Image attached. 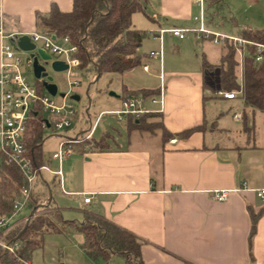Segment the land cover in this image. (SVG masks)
<instances>
[{
    "label": "crops",
    "instance_id": "crops-1",
    "mask_svg": "<svg viewBox=\"0 0 264 264\" xmlns=\"http://www.w3.org/2000/svg\"><path fill=\"white\" fill-rule=\"evenodd\" d=\"M52 3L63 11L73 6V0H0L6 33L39 30L36 13L49 12ZM204 8L206 26L221 35L243 39L244 29H264V0H205ZM145 9L149 26H136L132 17L136 28L148 31L139 48L146 55L144 64L122 74L121 94L111 95L122 106L127 91H157L135 96L144 99V108L161 114L164 129L142 132L128 128V115L117 117L119 126L101 115L116 109L100 111L95 120L76 117L79 127L75 123L68 134L86 141L63 160L62 177L43 173L34 188L42 199L35 214L59 213L57 223L66 229L45 235L30 260L103 264L85 253L83 234L63 223H80L93 213L133 232L142 242L144 264H264V212L249 242L251 210L264 206L259 195L264 190V112L246 106L236 91L233 98L218 95L224 45L196 34L192 39L157 35L161 28L196 27L201 6L195 0H147ZM161 49L162 54L151 55ZM161 89L163 104L152 102ZM189 128L195 129L181 134ZM102 137V149L89 143ZM46 163L59 167L50 157ZM244 182L245 189L234 190ZM224 188L233 190L228 200L213 198V190ZM34 209L28 204L20 216L31 218ZM110 264L126 260L114 255Z\"/></svg>",
    "mask_w": 264,
    "mask_h": 264
},
{
    "label": "trees",
    "instance_id": "trees-1",
    "mask_svg": "<svg viewBox=\"0 0 264 264\" xmlns=\"http://www.w3.org/2000/svg\"><path fill=\"white\" fill-rule=\"evenodd\" d=\"M146 1L73 0L70 11H63L56 3H52L49 12L36 13V24L42 32L71 36L79 45L75 54L79 59L78 67L87 68L93 65L98 76L104 71L124 74L144 64L146 58L139 48L148 36V31L136 28L132 20L136 12L147 14ZM241 37L244 42L229 39L223 46L218 63L221 70V90L238 92L246 106L264 112V49L258 51L257 47V43L264 44V29H244ZM239 54L240 60L237 58ZM259 54L261 58L257 59ZM238 65L241 66L240 78L236 71ZM206 67L212 68L213 65ZM39 85L42 86L40 81ZM156 93L155 90L140 89L127 91L122 97L139 94L149 96ZM127 125L129 129L150 133H154L156 129H164L161 114L150 111L138 116L128 115ZM194 129L189 128L181 134H190ZM43 130L42 118L39 115L34 119L30 140V154L37 165L46 162L43 153ZM167 136L169 134L165 131L164 137ZM89 143L101 149L106 145L104 137ZM24 180L16 165L0 157V216L9 214L21 198ZM34 188L31 190L28 204L31 209H38L42 199ZM263 212L264 206L258 212L251 210L250 245ZM60 219L59 213L41 212L12 228L8 233L0 234V241L17 245L16 250L11 252L0 244V264H23L22 260H30L33 252L43 246L45 235L65 231L66 227L57 223ZM63 223L74 226L83 234L82 248L89 257L100 259L103 264H110L111 258L119 255L125 258L126 264H144L142 242L139 238L103 216L87 213L83 222L63 220Z\"/></svg>",
    "mask_w": 264,
    "mask_h": 264
},
{
    "label": "built area",
    "instance_id": "built-area-1",
    "mask_svg": "<svg viewBox=\"0 0 264 264\" xmlns=\"http://www.w3.org/2000/svg\"><path fill=\"white\" fill-rule=\"evenodd\" d=\"M201 6V13L195 19L198 25L194 28H161L157 35L161 38L165 32H170L174 36L183 39L189 32H194L198 38L212 37V40L221 45H226L229 39L235 42H244L231 36L221 35L210 30L205 23V0H195ZM22 33H6L4 29V19L0 16V37H1V60H0V157L16 165L24 176L22 186V196L14 205L9 214L0 216V234L8 233L12 228L27 222L30 218H22L21 211L28 205L31 190L35 187L37 180L43 177L44 171H48L56 176L62 177V162L68 157L74 145L84 141L79 135H69L68 130L74 125L77 111L73 102L68 101V96L72 94L74 88L79 86L77 79L71 78L70 73L74 67H78L79 59L75 56L79 45L75 43L69 34L57 35L55 33H45L40 30L33 31L27 35L36 48L33 51H26L19 47V37ZM55 36V37H54ZM258 51L264 49V44L257 43ZM37 48H42L52 55H57L59 60L68 64V76L60 85L66 92L60 94V99L56 95L48 92L43 83H31L25 74L23 66L33 67V57L31 52H36ZM25 53L26 56H23ZM160 51H151V55ZM261 55L257 56L260 59ZM148 69V66H145ZM162 76V75H161ZM59 89V85H58ZM58 93V91H57ZM218 95L225 98H233L235 92L218 91ZM144 99L141 96H127L123 98L122 106L116 110L104 111L101 113H113L122 119L127 115L138 116L148 112L143 106ZM152 102L163 104L162 89L157 97L151 98ZM41 115L44 129L52 128L56 133H60L58 150L53 153L52 159L59 163L57 169H53L48 163L37 165L30 154V140L33 134L34 119ZM236 114L235 117H239ZM90 134L86 136L89 138ZM247 187L243 183V188ZM232 189L213 190V198L225 201L230 198ZM259 195L264 199V190L259 191ZM85 202H90L91 196L85 197ZM0 244L8 251L14 252L17 245L0 241ZM23 264H33L31 260H22Z\"/></svg>",
    "mask_w": 264,
    "mask_h": 264
},
{
    "label": "rangeland",
    "instance_id": "rangeland-1",
    "mask_svg": "<svg viewBox=\"0 0 264 264\" xmlns=\"http://www.w3.org/2000/svg\"><path fill=\"white\" fill-rule=\"evenodd\" d=\"M133 16L136 26L146 27L150 25V19L146 17L145 13L136 12ZM214 16H216V14ZM206 22L208 23L209 20ZM213 22L216 24L218 22V17H216ZM187 36L192 39L195 35L194 32H189ZM200 46L203 45L200 44ZM23 54V56H26L25 53ZM56 59H59V57L57 55H53L48 65L45 67L47 73L49 75H52L54 78V82L59 85L56 97L60 99V94L66 92V89L60 84L67 78L68 73L67 70L56 71L52 68L51 63ZM239 67L241 66L238 65V68H236L238 72H240ZM23 69L31 83L35 84L39 83V81L43 83L42 79H37L35 77L33 67L23 66ZM97 76V71L95 70L93 65H89L87 68L74 67L71 70L70 77L79 80L80 84L79 86L75 87L72 94L68 96V101L74 103L79 121L83 119V117L87 116H91V118L95 120L100 111L105 109H119L121 107L120 98L113 97L110 92L113 91L115 93L121 94L120 89L123 77L122 73L114 71H104L98 77ZM238 76L240 77V75ZM74 95H78L79 99L73 98L72 96ZM238 118L240 119V116ZM104 119H114L116 126H119L121 124L117 116L113 113H105ZM78 120L75 121V123H77V126L79 127L80 122H78ZM59 134L60 133H56L52 128H46L43 130V136L45 139L43 145V153L46 162L49 160V157L52 158L54 151L56 152L58 150V144L60 142L58 136ZM44 174L47 177H50V172L44 171Z\"/></svg>",
    "mask_w": 264,
    "mask_h": 264
},
{
    "label": "water",
    "instance_id": "water-1",
    "mask_svg": "<svg viewBox=\"0 0 264 264\" xmlns=\"http://www.w3.org/2000/svg\"><path fill=\"white\" fill-rule=\"evenodd\" d=\"M18 45L20 48L26 51H33L36 48L35 44L31 41L30 36L27 34H24L19 37ZM31 56L34 59L33 68H34L35 77L37 79H42L45 89L51 94L56 95L58 91V84L54 82L53 76L47 73L46 67H45L48 65L53 55L48 53L42 48H37L36 52H31ZM51 66L56 71H63V70L68 69V64L59 59L53 60V62L51 63ZM110 94L118 95L117 93L113 91L110 92ZM61 95H64V94L62 93ZM72 97L75 99H79L78 95H74ZM35 210L36 209H34V211L32 212L31 217L35 214Z\"/></svg>",
    "mask_w": 264,
    "mask_h": 264
}]
</instances>
